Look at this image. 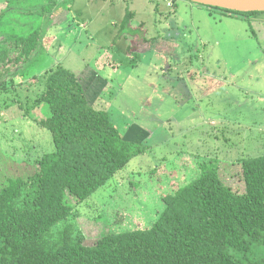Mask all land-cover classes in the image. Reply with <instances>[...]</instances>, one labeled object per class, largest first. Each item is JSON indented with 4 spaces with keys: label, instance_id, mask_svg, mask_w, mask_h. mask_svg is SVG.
<instances>
[{
    "label": "rangeland",
    "instance_id": "374dc122",
    "mask_svg": "<svg viewBox=\"0 0 264 264\" xmlns=\"http://www.w3.org/2000/svg\"><path fill=\"white\" fill-rule=\"evenodd\" d=\"M17 1L23 12H8L15 31L40 29L44 37L41 60L31 68L40 74L59 63L84 79L93 106L143 147L84 201L68 197L72 214L51 233L74 226L91 245L108 231L149 227L164 208L163 196L194 180L201 163H217L223 182L243 191L239 158L264 154V12L249 21L190 0H142L145 13L121 29L120 6L109 9L103 0ZM157 2L171 11L155 12L150 5ZM5 6L0 2V11ZM26 81L31 102L39 81L15 79ZM13 94L0 93L2 165L7 175L26 178L31 160L54 145L30 118L45 116L46 107L23 115Z\"/></svg>",
    "mask_w": 264,
    "mask_h": 264
},
{
    "label": "trees",
    "instance_id": "16d2710c",
    "mask_svg": "<svg viewBox=\"0 0 264 264\" xmlns=\"http://www.w3.org/2000/svg\"><path fill=\"white\" fill-rule=\"evenodd\" d=\"M0 2L6 5L0 11V93L14 92L23 115L45 106V116L30 118L50 132L54 145L31 160L33 172L21 178L3 171L0 144V264H264V154L239 158L242 192L223 182L217 163H201L194 180L163 196L164 208L149 227L108 231L91 245L74 226L51 233L72 214L68 197L84 201L143 147L123 137L61 64L40 74L31 68L41 60L44 37L40 29L17 33L8 12L23 10L17 0ZM206 7L249 21L263 13ZM132 16L126 11L121 29L130 27ZM16 78L39 81L31 102L24 97L27 81L16 84Z\"/></svg>",
    "mask_w": 264,
    "mask_h": 264
},
{
    "label": "crops",
    "instance_id": "0c3cea01",
    "mask_svg": "<svg viewBox=\"0 0 264 264\" xmlns=\"http://www.w3.org/2000/svg\"><path fill=\"white\" fill-rule=\"evenodd\" d=\"M87 1H89V2H91V1H93V0H87ZM106 4H107V6L109 7V9H114L115 7H119L120 6V8H121V10H122V13H123V18H124V15H125V13H126V11H130L132 14H133V16H132V19L131 20H133L136 16H137V12H138V14L139 15H141L140 13L141 12H143V11H146V8H145V6H146V3L145 2H143L142 0H103ZM153 1H155V0H153ZM109 4V5H108ZM163 4V6H165V8L167 9V11H164V10H162L159 6H160V4L157 2V3H152L150 6H151V8L153 7L154 8V11L155 12H160V10H162V11H164V12H170L171 11V9L169 8V7H167L166 6V4L165 3H162ZM175 4V1H174V3H173V5ZM148 10V9H147ZM149 10H150V8H149ZM161 11V13H163ZM143 13H145V12H143ZM164 14V16L165 15H167V13L165 14V13H163ZM123 18L121 19V22H122V20H123ZM141 18V17H140ZM142 19V18H141ZM143 20V19H142ZM144 21V20H143ZM143 21L142 22H139V27H141L142 25H143V30H145V34H147V28L144 26V23H143ZM121 22H120V24H121ZM142 29V28H141ZM147 40H150V39H148V38H146ZM135 40H137V39H135ZM134 40V42H136ZM141 44H148V43H146V42H142ZM150 45L148 44V46L147 47H149ZM127 50V49H126ZM94 77H98V76H96V75H93ZM94 77H91V78H94ZM90 78V79H91ZM89 79V80H90ZM80 80H81V82H84V79L82 80V78H80ZM85 83H87V80H86V82ZM83 84V83H82ZM88 85L90 86L91 84L89 83V81H88ZM84 88H85V86H84ZM85 91H86V88H85ZM87 93V92H86ZM88 97V96H87ZM128 136V138L126 139V140H132V139H129V136L130 135H127ZM126 136V137H127ZM125 138V137H124Z\"/></svg>",
    "mask_w": 264,
    "mask_h": 264
},
{
    "label": "water",
    "instance_id": "95a60500",
    "mask_svg": "<svg viewBox=\"0 0 264 264\" xmlns=\"http://www.w3.org/2000/svg\"><path fill=\"white\" fill-rule=\"evenodd\" d=\"M194 3L240 12H264V0H190Z\"/></svg>",
    "mask_w": 264,
    "mask_h": 264
},
{
    "label": "built area",
    "instance_id": "2783aa9c",
    "mask_svg": "<svg viewBox=\"0 0 264 264\" xmlns=\"http://www.w3.org/2000/svg\"><path fill=\"white\" fill-rule=\"evenodd\" d=\"M164 1H166L168 4L167 5H169V4H173V2H174V0H164Z\"/></svg>",
    "mask_w": 264,
    "mask_h": 264
}]
</instances>
